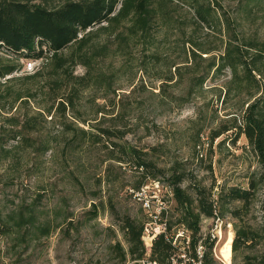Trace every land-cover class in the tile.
Wrapping results in <instances>:
<instances>
[{
	"label": "rangeland",
	"instance_id": "obj_1",
	"mask_svg": "<svg viewBox=\"0 0 264 264\" xmlns=\"http://www.w3.org/2000/svg\"><path fill=\"white\" fill-rule=\"evenodd\" d=\"M35 1L51 7L65 0ZM161 1L169 21H153L147 41L138 39L123 50L119 41L107 34L93 38L92 44L105 48L96 67L105 79L83 90L77 117H68L65 123L68 129L63 132L58 120L46 116L40 131L31 132L29 145H15L13 140L4 145L5 151L0 153V216L11 231L1 227L0 264H122L115 244L120 241L127 249L119 230L124 215L144 222L145 250L164 229V222L178 216L165 182L170 168L215 187H247L251 174L264 171L243 134L230 129L213 137L220 124H231V116H240L254 87L247 84L241 68L239 89L230 82L228 67L209 69L211 60H218L230 41L264 43V0H213L221 19L211 25L197 22L184 0ZM189 38L208 52L188 59ZM245 48L248 53L244 55L251 62L256 51ZM0 55L6 56L3 48ZM13 57L20 69L7 77L32 73L23 69V56ZM262 62L256 64L264 68ZM178 68L181 78L176 75ZM171 72H175L174 79L167 81ZM73 73L84 74L85 67L77 64ZM202 73L206 77L198 83L194 78ZM257 78L261 81L262 76ZM44 79L38 77L34 86ZM30 83L15 80L11 86L24 88ZM44 100L38 92L35 102ZM35 102L22 106L20 112H30ZM95 125L121 128L126 133L121 139L99 137ZM70 128H77L76 139ZM115 141L133 145L143 158L164 168L165 176L153 180L145 169L135 166L134 159H110L111 152L117 156L112 145ZM161 210H165L164 217ZM224 216L225 238L230 231L234 237L236 227L258 232L249 240L240 233L239 246L233 250L231 243L230 260H223L226 264H245L264 252V182L258 185L247 212L237 218L230 212ZM214 223L209 219L204 226L213 227ZM217 250L212 251L211 264H225Z\"/></svg>",
	"mask_w": 264,
	"mask_h": 264
},
{
	"label": "trees",
	"instance_id": "obj_2",
	"mask_svg": "<svg viewBox=\"0 0 264 264\" xmlns=\"http://www.w3.org/2000/svg\"><path fill=\"white\" fill-rule=\"evenodd\" d=\"M184 1L193 9V17L197 22L211 25L215 19L220 21L221 14L217 12L213 0ZM164 7L161 0H65L51 7L35 0H0V49L3 48L6 52V56L0 55V153L5 151L4 145L12 140L16 142L15 145L22 142L29 145L27 141L32 137L31 132L40 131V125L46 116L58 120L57 123L61 125L63 132L68 129L65 123L68 117H77L75 112L78 111L83 90L105 79L101 71H96L97 58L105 53V48L92 44L93 38L101 33L107 34L118 40L123 50H127L132 46L131 43L138 39L147 41L153 21L158 18L165 22L169 21ZM36 38H39L38 49L34 47ZM187 42L190 43V48L188 47L185 53L190 60L196 56L202 57L200 52H208L190 38ZM43 45L46 50L43 49ZM240 45L228 42L218 60H211L209 69L228 67L232 73L230 82L239 89L243 80L239 75L241 68L245 72L247 84L253 86L254 91L248 94L240 116H231V124L227 122L220 124L219 128L213 131V137L235 129L237 134L245 136L258 162L264 166V68L256 64L259 60L264 61V43L255 44L250 41ZM245 47L254 48L256 51L251 62L244 55L248 53V48ZM65 49L68 51L65 52ZM13 55H21L23 59L45 57L47 61L32 73L17 78L7 77L20 69L17 58ZM77 64L85 67L84 74L73 73V68ZM44 72L48 73V77L44 76ZM176 75L180 78L182 76L179 68ZM257 75L262 76V82L258 80ZM174 76L175 72H171L166 80L171 81ZM38 77L45 79L41 85L35 87ZM205 77L206 73H202L194 79L198 83H203ZM15 80H31V83L24 88L13 89L11 83ZM107 87L111 85L108 83ZM38 92L44 95L43 102H35ZM32 100L35 105L31 111L20 112V108L29 105ZM94 128L100 131L97 133L99 137L102 135L121 139L126 133L125 130L116 127L95 125ZM70 129L73 132L72 138L76 139L79 136L75 130L77 128ZM79 129L82 133H91V130ZM112 145L117 149V156L111 152L110 159L118 162L134 159L135 166L145 169L148 177L153 180L165 176L164 168L158 167L151 159L143 158L133 145L117 141ZM165 177L178 216L174 221H165L164 229L153 237L149 257L161 264H173L171 257L175 249L172 238L178 226L182 225L190 231L191 251L199 240H202L205 248L204 260L206 264H211L215 241L209 237L202 239L201 218L218 217L223 220L226 212H230L236 218L241 216L243 211L247 212L255 199L258 185L264 182V171L251 174L247 187L240 185L215 187L214 184L205 186L200 180L184 171H178L176 167L170 168L169 174ZM185 182L188 184L185 185ZM228 203L235 204L228 208ZM164 214L165 210H161L162 217ZM174 225H177V228L172 230ZM1 227H5L6 232L11 231L7 224L2 223L0 216V230ZM119 230L127 243V249L121 246L120 241L115 244L120 249L122 264L127 259L137 260L144 256L145 247L142 240L144 222L124 215ZM240 233L245 240H249L258 232L236 227L232 242L233 250L239 246ZM224 240L225 237L222 236L217 248ZM245 264H264V252L247 259Z\"/></svg>",
	"mask_w": 264,
	"mask_h": 264
},
{
	"label": "built area",
	"instance_id": "obj_3",
	"mask_svg": "<svg viewBox=\"0 0 264 264\" xmlns=\"http://www.w3.org/2000/svg\"><path fill=\"white\" fill-rule=\"evenodd\" d=\"M38 41H39V38H36L35 43H34V47L36 49L39 48ZM42 47L44 50H46V47L44 45ZM44 60H45V57L26 58L23 60V69L25 70V72H34L40 67L42 61ZM201 219H202L201 221L202 239L209 237L211 240H214L215 242H214V247L212 251L216 253L217 244L222 238L223 220L218 217L217 218L202 217ZM209 219L215 222L213 227L211 225L209 227H206V225L204 226V223H206ZM151 238H150V241H151ZM190 241H191L190 231H188L184 226L178 227L176 233L174 234L172 238V245L174 246V249H175L171 257L173 264H206L204 260L205 248H204V245L202 244V240H199L198 244L195 246L193 251H191ZM150 245H151V242L147 244L144 256H142L141 258L137 260L127 259L124 264H161L158 261L151 259L149 257Z\"/></svg>",
	"mask_w": 264,
	"mask_h": 264
},
{
	"label": "bare ground",
	"instance_id": "obj_4",
	"mask_svg": "<svg viewBox=\"0 0 264 264\" xmlns=\"http://www.w3.org/2000/svg\"><path fill=\"white\" fill-rule=\"evenodd\" d=\"M233 239V234L230 231L223 243L219 246L217 252L221 260H230V247Z\"/></svg>",
	"mask_w": 264,
	"mask_h": 264
}]
</instances>
